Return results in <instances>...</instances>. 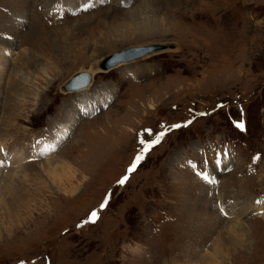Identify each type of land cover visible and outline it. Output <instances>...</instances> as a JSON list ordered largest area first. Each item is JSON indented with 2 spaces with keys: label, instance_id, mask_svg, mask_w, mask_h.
<instances>
[{
  "label": "rangeland",
  "instance_id": "1",
  "mask_svg": "<svg viewBox=\"0 0 264 264\" xmlns=\"http://www.w3.org/2000/svg\"><path fill=\"white\" fill-rule=\"evenodd\" d=\"M1 48L0 264H264V0H0Z\"/></svg>",
  "mask_w": 264,
  "mask_h": 264
},
{
  "label": "water",
  "instance_id": "2",
  "mask_svg": "<svg viewBox=\"0 0 264 264\" xmlns=\"http://www.w3.org/2000/svg\"><path fill=\"white\" fill-rule=\"evenodd\" d=\"M165 47L166 46H163L162 44H153L143 47L124 49L101 60L99 66L103 70H110L121 63L140 59L146 55L160 51ZM90 81L91 75L88 72H80L74 75L71 81L67 85H65V90L75 91L81 89L88 86Z\"/></svg>",
  "mask_w": 264,
  "mask_h": 264
},
{
  "label": "bare ground",
  "instance_id": "3",
  "mask_svg": "<svg viewBox=\"0 0 264 264\" xmlns=\"http://www.w3.org/2000/svg\"><path fill=\"white\" fill-rule=\"evenodd\" d=\"M44 5V4H43ZM45 7H47V8H50V6H46V5H44ZM148 7V6H147ZM146 7V8H147ZM145 7H141L140 9H144ZM140 9H137V10H132L131 12L133 13V16H134V14H137V15H143V14H145L146 13V11H142V10H140ZM39 16V15H38ZM39 18V17H38ZM151 24V23H150ZM147 25V24H146ZM145 26V25H144ZM32 40H33V38H32ZM163 46H166L164 49H162V50H160V51H157V52H154V53H158V52H161V51H164V50H167V49H172V48H170V47H172L170 44H162ZM2 50H4V52H0V85H1V81L3 80V76H4V78H5V74H4V71H5V66H7V62H10V58H11V54H10V52L9 51H6L4 48H1ZM154 53H151V54H154ZM20 54V57H19V60H21V61H23V59L25 58V56H24V51H23V53H19ZM151 54H149V55H151ZM1 56H3V58L1 57ZM8 56V57H7ZM146 56H148V55H146ZM10 57V58H9ZM145 57V56H144ZM2 58V59H1ZM143 58V57H142ZM7 61V62H6ZM128 62H125V63H121V64H119V66L120 65H122V64H127ZM99 64H100V61H98V62H96V63H94V64H92V66H91V68H90V70L89 71H85V72H88L90 75H91V79H93V76L96 74V73H99L100 71H102L103 69H101L100 68V66H99ZM118 66V65H117ZM117 66H115V67H117ZM114 67V68H115ZM103 71H108V70H103ZM17 74V73H16ZM21 79H25L26 81H27V79L26 78H23V76H21V77H19L18 79L16 78L15 80H13V81H10V82H12V84L14 83V85H13V88H16V89H20V87H19V85H18V81L19 80H21ZM91 84V83H90ZM90 84L88 85V86H86V87H83V88H81V89H78V90H75V91H66V93L68 94V93H71V92H82V91H84V90H86L89 86H90ZM9 117V116H8ZM11 118H12V116H11ZM60 141V139L58 138V136H57V138H56V140H55V142H59ZM5 150V149H4ZM3 156V153L2 152H0V158L2 159H5V156L4 157H2ZM15 156V155H14ZM12 156V157H8L7 159H5L6 160V163H10V164H17V163H20V162H22V161H24L25 159H23L24 157H23V155L22 154H18L17 155V157L15 156ZM0 159V160H1ZM17 161V162H16ZM262 205V204H261ZM262 206H258V209H257V211L259 212V210H260V208H261ZM257 212V214H259ZM263 219H264V215H260ZM220 246V245H219ZM218 254H220V247L218 248Z\"/></svg>",
  "mask_w": 264,
  "mask_h": 264
},
{
  "label": "snow or ice",
  "instance_id": "4",
  "mask_svg": "<svg viewBox=\"0 0 264 264\" xmlns=\"http://www.w3.org/2000/svg\"><path fill=\"white\" fill-rule=\"evenodd\" d=\"M189 123H191V122H189ZM172 127L179 128V127H181V125H174V126H172ZM145 132H147L149 135H151V129H146ZM163 135H165V133H160V134L156 137V139L153 140V141H151V142H147V141H145L144 139H141V140H140V143H141L142 145H145L143 151H144V152H147V151L151 150V148H152L154 145H156V144H158V143L160 142V139H161V137H162ZM141 159H143V156H142V155H138L137 158H136L137 162H139ZM0 163H2V161H0ZM200 175H202L203 178H204L205 180H208V179H209V174H208L207 172H202V173H200ZM125 179H126V178H125ZM120 182L123 183L124 180H121ZM91 216H92V218H93V221H92V222H94V218L96 217V213L93 212V213L91 214Z\"/></svg>",
  "mask_w": 264,
  "mask_h": 264
}]
</instances>
